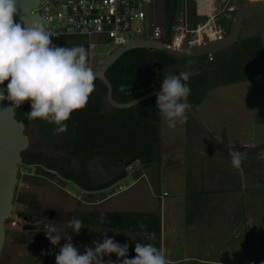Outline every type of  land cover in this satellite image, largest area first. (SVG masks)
<instances>
[{"label":"rangeland","instance_id":"obj_1","mask_svg":"<svg viewBox=\"0 0 264 264\" xmlns=\"http://www.w3.org/2000/svg\"><path fill=\"white\" fill-rule=\"evenodd\" d=\"M191 1V10L197 9V3ZM230 1L219 0L217 3L218 0H215L216 13H219V17H223L221 14L228 13L224 10ZM159 12L162 15L161 9ZM154 19L158 22L165 20L164 17L158 19L157 16ZM260 29L264 32V2L262 0L248 10L238 40L228 48L216 52L219 60L226 61L232 66L236 63L237 66L244 67L245 71L250 70V68L247 70L250 65L256 70L264 67V44L262 45L264 35L262 40L260 37L253 36H261L259 32L255 33ZM72 40L86 48L83 38ZM96 45V51L102 58H105L106 53L112 50L107 44ZM215 59L213 55L209 58L211 62L216 61ZM209 60L193 61V64L207 67ZM259 60L261 62H258ZM182 66L184 62L181 60L170 63L171 68ZM245 71H243L244 74L247 73ZM106 100V97H101L100 115L108 118L112 116L113 111ZM195 111L212 137L219 142L236 148H251L260 145L264 142V75L211 88L204 100L195 107ZM185 115L187 116L186 123H178L174 129H171L160 113V161L157 166H143L140 160H131V163L127 165L126 159L121 161L116 158L112 144L111 148L107 149V153L97 154L99 148L86 150L85 143L78 149L65 151L61 136L56 134L54 137H48L46 132L42 131L41 122H35L29 128L25 127L29 145L21 156L24 163V159L28 161L26 162L28 165H50L72 176H77L82 165L85 164L88 180L94 186L108 184L118 171L125 170L127 166V169L131 168L129 176L120 184L128 188L140 174L150 175L151 171L145 172L144 170L152 167L158 177L151 175V178L154 177V180L161 184L151 189L146 181H142L140 186H143L144 192L148 195L145 194L143 200H147L149 195L152 196L166 190L165 192H169L170 197L174 196L179 202L181 197L177 196H181L182 188L184 189V184L180 183L183 181L184 174L180 172V169L182 170L183 166L184 168L189 167L185 172L188 191L191 189L194 192L203 191L197 196L205 202L212 197L221 196L228 199L227 197L234 195L238 207L236 214L233 215L227 207L229 205L222 204V207L226 206L222 209L223 215L217 221V225H214L215 221L213 224L205 222L203 225L204 238L198 247H202L205 258L216 259L218 263L210 261L169 264H264V148L243 154L239 168L232 169L233 165L229 162L217 161L212 163L208 169V156L201 153L197 144L198 139H203L205 142V137L187 111ZM100 136L104 137L100 134L96 135V139ZM97 140H95L96 143ZM87 144L89 145L88 142ZM207 147L210 149L211 145ZM217 151L219 155L227 153L223 150ZM231 153H227L229 157ZM38 168L37 166L35 168L19 166L11 213L17 225L12 227L9 224L11 220L5 223V239L0 253V264H56L55 256L69 238L79 251L84 245L92 247L94 241L102 242L105 236L113 238L121 245L127 243L128 252L135 249L137 242L155 245L151 232L134 234L112 227L85 224L78 234L73 232L69 227L68 214L110 213L108 209L110 205L122 203L112 198L107 203L104 202L108 195L116 191V187L106 192L105 190L103 192V189L113 185L101 189V192L93 190L98 192L86 197L73 185L63 182L55 174L41 167V170ZM132 170L137 172L130 177ZM188 171L190 173H187ZM196 174L202 175L200 182ZM228 186H232V191ZM217 189H222V191L218 192ZM212 190L217 191L210 192ZM122 201L124 202L125 199ZM173 212L178 211L173 210ZM50 222L55 225L58 232L49 234L62 236L57 245L51 244L45 233V226ZM214 233L217 235L215 236ZM217 236L219 240L215 241ZM135 255H128V258H134ZM122 259L118 258L115 253L104 257L105 264H111V262L121 264Z\"/></svg>","mask_w":264,"mask_h":264},{"label":"clouds","instance_id":"obj_2","mask_svg":"<svg viewBox=\"0 0 264 264\" xmlns=\"http://www.w3.org/2000/svg\"><path fill=\"white\" fill-rule=\"evenodd\" d=\"M20 2L0 0V85L8 81L7 88L0 89V101H9L13 109L29 101L31 111L25 113L28 120L42 119L56 125L54 134L63 133L67 131L65 121L74 111L86 106L95 90L89 52L83 45L71 48L54 45L50 39L52 33L43 19L29 22L22 17V23L15 22L14 16L20 14ZM192 63L189 61L185 66L188 70L179 75L164 77L157 94L156 106L171 129L187 121L185 113L189 104L186 101L191 89L186 82L198 74L191 69ZM242 158V153L232 152L231 164L239 168ZM45 227L51 244L57 245L62 236L49 233H56L58 229L51 222ZM69 227L78 234L83 222L73 218ZM128 247L127 243L121 245L105 236L102 242L94 241L92 247L86 246L81 253L69 238L56 254L55 261L56 264H105L104 257L115 253L123 258L121 264H169L163 248L137 242L136 255L129 259Z\"/></svg>","mask_w":264,"mask_h":264},{"label":"trees","instance_id":"obj_3","mask_svg":"<svg viewBox=\"0 0 264 264\" xmlns=\"http://www.w3.org/2000/svg\"><path fill=\"white\" fill-rule=\"evenodd\" d=\"M219 3V0L218 2ZM176 0L167 3V10L171 13L175 11ZM75 42V41H74ZM77 46L76 44H72ZM216 61H210L208 55L196 58H182L168 55L166 53L153 50L137 48L124 53L116 63L109 68L106 73L107 78L113 87V98L115 101L125 103L136 99L152 91L160 90L164 77L168 75H179L180 72L186 71V65L189 61L198 62L204 59L209 60L207 67L191 64V69L198 71V74L190 77L186 83L191 89L188 97L193 108L200 104L206 97L208 91L216 86L231 84L253 79L264 75V67L253 69L250 65L249 71L244 67L228 65L226 61H221L216 53L212 54ZM175 60L184 62L182 67H170V63ZM258 62H261L259 60ZM243 71L247 73H243ZM243 73L235 76L234 74ZM234 75V76H233ZM95 90L90 94L88 103L83 109L74 111L67 124V131L59 133L63 140L65 151L78 149L85 143L86 150L89 151L100 149V152H108L111 144L115 148L114 154L117 159L140 160L143 166H152L159 164V145H160V111L156 106L157 97L147 99L146 101L129 109H115L112 107V116L105 117L100 115L101 97H106L107 89L105 85L95 79ZM123 87V90L121 88ZM107 101V100H106ZM31 111L30 102L21 107L16 112L18 120L29 128L35 122H41L42 131L48 137H54L53 129L55 124H50L42 119L28 120L25 113ZM104 117V118H103ZM47 124V125H46ZM50 124V125H49ZM45 131V132H44ZM102 134L104 137H97ZM95 140L98 142L96 143ZM206 141V139H204ZM89 143V145L87 144ZM207 142V141H206ZM223 144V143H222ZM106 150V151H105ZM25 162H28L24 159ZM81 171L77 176L63 173L60 169L56 171L65 178L73 180L78 186L87 191L101 190L124 180L129 172L127 166L125 170L118 171L117 175L108 184L103 186L91 185L88 180V173L85 164L82 165ZM41 170V168H38ZM89 197L91 194H84ZM79 219L85 225L112 227L120 231H129L131 233H152L155 241V247L160 248V216L156 213H101V214H68V219ZM104 218V219H103ZM106 220V221H105ZM143 225V227H141ZM84 245L80 250L83 253ZM134 250H130L128 255H135Z\"/></svg>","mask_w":264,"mask_h":264},{"label":"built area","instance_id":"obj_4","mask_svg":"<svg viewBox=\"0 0 264 264\" xmlns=\"http://www.w3.org/2000/svg\"><path fill=\"white\" fill-rule=\"evenodd\" d=\"M171 1L38 0L31 13H38L42 17L52 33L53 37L50 39L56 46L71 48L72 44H76L73 38H83L89 52L88 62L93 70L99 68L104 60L97 53L96 44H107L111 46L112 52L135 38H145L162 41L168 48L179 50L183 46L190 49L204 44L207 40L221 39L228 33L230 25L227 26L221 20H232L235 11L233 0L224 10L228 13L221 14L223 17L214 12V0H192L191 2L197 3L195 10L198 20L194 18L196 14L191 10L190 0H176L173 13L166 6ZM159 9L162 10V15L159 14ZM156 16L158 19L164 17L165 20L158 22L154 19ZM208 57L211 58L212 54ZM129 170L131 168L127 169L128 172ZM120 183L115 186V193L125 189ZM8 220H11L9 224L12 227L17 225L13 214Z\"/></svg>","mask_w":264,"mask_h":264},{"label":"water","instance_id":"obj_5","mask_svg":"<svg viewBox=\"0 0 264 264\" xmlns=\"http://www.w3.org/2000/svg\"><path fill=\"white\" fill-rule=\"evenodd\" d=\"M257 2L258 0H233L232 5L234 6L235 11L228 33L221 39L214 41L207 40L204 44L195 48L189 49L183 46L179 50L171 49L168 48L162 41L145 38H135L133 41L117 47L104 58L99 68L93 70L95 79L101 81L107 89V102L115 109H129L146 101L147 99L157 97V94L160 91L158 90L149 92L125 103H120L114 100L113 87L107 78L106 73L124 53L133 49L144 48L157 50L175 57L196 58L222 51L238 40L246 13L250 8L254 7ZM37 4L38 0H21L19 6L20 14L18 16H14V21L22 23V17L26 18V20L29 22H31L33 19H41L42 17H39L38 13H31V9ZM24 10L26 11L27 15ZM7 84L8 81H5L3 85H0V89H6ZM27 102L29 101H25L19 108L13 109L10 106L9 101H0V253L5 239V223L11 216L13 210V195L18 182L17 175L19 166H25L27 168H35L37 166L36 164L28 165L24 163L21 156L22 152L28 147L29 141L27 135L25 134V124L17 119L16 112L18 109L25 106ZM186 103L189 104V109L187 112L201 129L206 141L212 147L226 152L237 151L242 154L252 153L264 148V142L251 148H236L217 142L197 115L189 99L186 101ZM40 167L49 173L55 174L63 182L73 185L83 194H92L98 192L84 190L73 180L63 177L57 171L49 169L45 166ZM119 183H116L109 188L103 189V192L104 190L106 192L107 190L113 189ZM101 191L102 190H99V192Z\"/></svg>","mask_w":264,"mask_h":264},{"label":"crops","instance_id":"obj_6","mask_svg":"<svg viewBox=\"0 0 264 264\" xmlns=\"http://www.w3.org/2000/svg\"><path fill=\"white\" fill-rule=\"evenodd\" d=\"M262 2H264V0H262ZM213 7L214 9H216L215 0ZM216 11L217 9L214 10L215 13ZM192 12L196 14L194 17L195 20H198L197 10H195L194 8ZM221 21H223L227 26H229L231 19L225 18L222 19ZM258 32L259 35L261 36L258 35L256 36L253 35V36L260 37L262 40L264 32H262L260 29V31H257L255 33L257 34ZM263 42L264 40H262V45L264 44ZM213 138L217 142H219L215 137ZM198 140H199L197 142L199 146L198 149L201 151L202 154L208 156L207 158V163H209L207 167L208 169L209 166L212 165V163L217 161H223L224 163L229 162L231 164V157L228 156L227 154L228 152L225 155H219L220 153L217 151L219 149H216L212 146L210 147V149H208L207 146L208 145L210 146L208 142L206 141L204 142L203 139H198ZM181 168L182 170L179 167L180 172L184 174V177H183V181L180 183L184 184L183 185L184 189L182 188L181 196H177V197H181L179 202H177L178 199L175 198L174 196L170 197L169 192L168 193L165 192L166 190H164V192L162 193L153 194L152 196L149 195L147 200H143L146 193L144 192L143 186H140V183L142 181H146L147 186L150 185L151 189H153L155 185L158 187L161 184L160 182L154 180V177L156 176L157 178L158 175L157 173H155L156 171L152 167L150 169L144 170L145 172L151 171L150 175L140 174L128 188L125 187V189L119 193H115L116 192L115 191L114 193L108 195V197L105 198L104 202L107 203L110 198L114 200L118 199L119 202H122L120 204L110 205V207H108L110 213L123 212V213L158 214L160 216V229H161L160 248H163L165 250V254L169 263H182V262L207 263L210 261L218 263L216 259L205 258L204 251L201 249L202 247L201 248L198 247L199 243L201 241L203 242V238H204L203 225L205 222L207 223L210 222V224H213V221H215L214 225H217V221L220 220V218L223 215L222 209L225 208L226 205H229L227 207L229 208V211H231L230 212L231 214L233 215L234 213L236 214V209L238 207L237 199L234 195H230L229 197H227L228 199H225L221 196L220 197L217 196L206 200V202L202 201L200 197L197 195L202 194L203 191L194 192L192 189L191 191L187 190L189 189V187L187 184L188 183L187 178L185 177V172L189 167L184 168L183 166ZM231 168L234 169L236 167L232 166ZM138 170L139 169H137V171ZM137 171L133 170L130 177L134 175ZM225 171L230 172L228 170ZM187 173H190V171H188ZM151 175L154 177L151 178ZM196 178L200 182L202 175L196 174ZM228 187L230 191H232L231 190L232 186H228ZM205 188L207 189V187ZM115 189L117 190V187ZM217 190L218 192L222 191V189H217ZM214 191L212 190L210 192H214ZM164 193H167V195H164ZM146 196L148 195L146 194ZM124 199L125 201L123 202L122 200ZM118 201L116 203H118ZM222 204H226V205L222 207ZM173 210H176L178 212L175 213L173 212ZM214 235L216 236L217 234L214 233ZM216 240L217 241L219 240V236L215 238V241ZM215 249L217 251L218 248L216 247Z\"/></svg>","mask_w":264,"mask_h":264},{"label":"flooded vegetation","instance_id":"obj_7","mask_svg":"<svg viewBox=\"0 0 264 264\" xmlns=\"http://www.w3.org/2000/svg\"><path fill=\"white\" fill-rule=\"evenodd\" d=\"M23 160V159H22ZM26 163V162H25ZM34 165V164H33ZM37 165V167H39L40 168V166H43V165H41V164H36ZM47 168H49V169H52V170H55L56 171V169L55 168H53L52 166H50V165H45ZM67 179H69V178H67ZM71 180V179H70Z\"/></svg>","mask_w":264,"mask_h":264}]
</instances>
